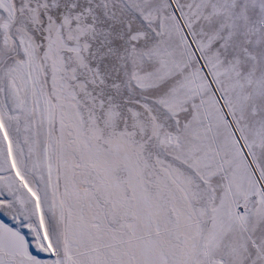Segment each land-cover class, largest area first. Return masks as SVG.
<instances>
[{
	"label": "snow or ice",
	"instance_id": "6c2138e0",
	"mask_svg": "<svg viewBox=\"0 0 264 264\" xmlns=\"http://www.w3.org/2000/svg\"><path fill=\"white\" fill-rule=\"evenodd\" d=\"M0 264H264V0H0Z\"/></svg>",
	"mask_w": 264,
	"mask_h": 264
}]
</instances>
